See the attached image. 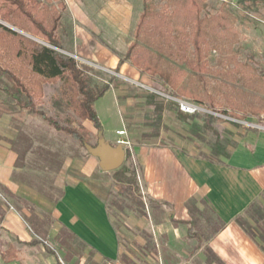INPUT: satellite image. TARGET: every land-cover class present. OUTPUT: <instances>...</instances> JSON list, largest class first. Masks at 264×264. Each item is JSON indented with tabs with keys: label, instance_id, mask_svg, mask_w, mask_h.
<instances>
[{
	"label": "crops",
	"instance_id": "1",
	"mask_svg": "<svg viewBox=\"0 0 264 264\" xmlns=\"http://www.w3.org/2000/svg\"><path fill=\"white\" fill-rule=\"evenodd\" d=\"M63 2L65 12L73 20V41L68 54L99 67L105 65L108 70H117L123 78L136 80L138 71L127 62L119 65V52L110 48L113 39L110 35L121 31L114 22L101 20L103 27L95 28L89 19L92 11L85 8L83 0ZM101 13L103 10L99 11L100 17ZM111 92L113 96L109 98ZM122 108L112 89L94 104L101 127V117L108 119L113 112L121 127L115 134L110 131L105 138L102 130L104 140L114 146L127 143L125 150L131 151L140 167L142 194L154 203L146 216L131 214L126 221L153 239L161 264H264V252L258 243L236 224V219L264 193V130L244 134L228 158H201L173 144L149 143L147 140L152 137L144 130L131 133L128 116ZM10 121V116L0 115V190L8 200L0 204V264L58 263L57 255L49 253L44 239L34 234L22 217L24 212L18 211V204L8 193L52 217L54 228L45 232L46 237L58 236L65 228L84 245L85 251L93 253L96 261L116 262L120 247L106 210L114 187L113 180L105 176L108 173H100L98 160L90 155L65 161L54 182L62 197L51 203L17 177L26 156L22 157L16 149L18 133ZM121 132L123 135H119ZM154 137L163 136L159 133ZM189 201L196 202L191 212L187 208ZM202 208L218 226L199 245L196 239L188 237L186 223L195 226L197 217L207 226L214 225ZM171 216L179 224L175 225ZM206 248L219 263L207 262Z\"/></svg>",
	"mask_w": 264,
	"mask_h": 264
},
{
	"label": "trees",
	"instance_id": "2",
	"mask_svg": "<svg viewBox=\"0 0 264 264\" xmlns=\"http://www.w3.org/2000/svg\"><path fill=\"white\" fill-rule=\"evenodd\" d=\"M43 1L45 3L40 0H0V89L17 108L38 117L55 132L68 135L84 148L87 134L83 127L62 126L55 118L38 109L35 101L42 100L44 85L62 81L61 96L66 105L72 108L80 121L91 123L98 133L102 131V127L94 104L114 88V80L101 85L91 84L90 75L78 66L74 58L55 51H63L56 32L61 26L65 5L63 0ZM206 2L207 0H165L164 8L158 11L152 0H142V11L125 58L140 74L157 78L176 99H189L199 106L206 104L210 109H215L214 101L220 97L225 108L220 114L224 116L238 121H244L248 117H264V72H258L250 64L238 63L234 55L227 59L228 67L216 72L209 69V53L220 48L231 51L237 35L233 29L236 19L225 8L213 16L203 15ZM262 2L264 0H237L239 5L248 4L245 7L247 10ZM35 39L47 46L39 44ZM123 63L124 59H119V65ZM211 73L219 81L209 91L207 76ZM3 114L9 116L0 112V115ZM178 116L183 119L190 117L179 112ZM25 155L22 154V157ZM228 156L229 154L219 157ZM128 157L126 152V163L110 174L116 187L123 188L140 199L137 174L127 164ZM27 185L32 187L31 184ZM35 190L51 203L58 202L62 197L61 191L57 198L49 194L55 191L53 186L48 187V192ZM7 195L21 209L29 211L30 218L25 215L22 217L34 234L39 235L40 231L45 234L43 221L49 216L38 212L26 201L9 193ZM147 201L149 204L154 203L152 200ZM195 205V201H189L188 210H194ZM255 207L256 202L244 214L254 211ZM106 209H110L109 205ZM170 219L175 225L179 224L172 216ZM250 219L257 223L254 214ZM186 224L188 237L196 239L200 245L206 237L194 232L192 222ZM236 224L264 252V232L251 228L241 217L236 219ZM144 235L148 239V246L155 250L153 239ZM56 241L67 258H70L73 251L72 242L84 247L65 228L60 231ZM204 252L208 263H219L208 248Z\"/></svg>",
	"mask_w": 264,
	"mask_h": 264
},
{
	"label": "rangeland",
	"instance_id": "3",
	"mask_svg": "<svg viewBox=\"0 0 264 264\" xmlns=\"http://www.w3.org/2000/svg\"><path fill=\"white\" fill-rule=\"evenodd\" d=\"M40 1L45 3L43 0ZM83 1L85 2V8L92 11L89 19L95 28L103 27L101 20L107 19L113 21L115 27L121 30L118 34L110 35V38H113L110 41V48H114L119 52V59H124V62L130 64L125 58V50L133 40L134 29L142 11V0ZM152 1L158 11L164 8L165 0ZM247 5H239L237 0H207L203 15L213 16L219 13L222 8H225L236 19L233 29L237 35V41L231 51L220 48L209 53L208 65L211 72L228 67L227 59L233 55L238 63L250 64L258 72H264V2L257 4L255 8L250 10L245 9ZM100 10H103V13H101L103 14L102 17L99 16ZM104 15L105 17H103ZM72 28L73 20L65 12L61 20V26L56 32L63 51L59 49H55V51L74 58V56L68 54L73 41ZM35 41L47 46L39 39H35ZM76 61L78 66L86 70L90 75L91 84L101 85L109 80H114V88L111 89L115 92L119 104L123 107L122 110L128 116L126 121H128L130 132L144 130L152 137L148 138L147 141L149 143L159 145L173 144L178 149L191 153L196 157L218 160L224 159L219 156L229 154L230 150L244 134L264 130L263 116L258 118L248 117L244 121H238L220 114L225 109L220 97L214 101L215 109H210L206 104L202 106L208 113L190 116L188 119L180 118L177 107L172 101L173 95L162 86L157 78H150L138 72V78L132 81L123 78L115 70H108L109 68L105 65L99 67L87 62ZM207 80L209 91L219 81L218 77L212 73L207 76ZM44 86H46L45 93ZM44 86V96L42 100L35 101L36 107L50 117L55 118L62 126L83 127L87 134V144L95 146L97 132L88 122L80 121L72 108L66 105L61 96L63 82L57 81L55 84ZM112 96L113 93L111 92L109 98ZM0 112L9 114L11 118L10 124L18 133L16 149L20 154H26L25 160L21 163L22 170L19 171L17 177L43 192H48V187L53 186L55 191L49 194L53 198H57L61 190L54 186V182L63 163L81 155L84 157L89 156L88 153L68 135L55 132L38 117L29 115L27 111L17 108L14 103L7 99L1 89ZM115 116V112L109 114L108 119L100 116L102 130L105 132L104 138L108 136L110 131L115 134V131L121 128ZM159 133L160 135L162 134V138L154 137ZM116 138L121 137L117 136ZM109 144L114 146L111 143ZM126 152L129 155L127 164L135 169L137 174L141 198L138 199L127 190L116 187L115 184L110 192L106 204V206L109 205L110 209L106 210L118 236L120 247L118 259L116 262L111 263L104 260L96 261L92 252L85 251L84 247L76 242H72L73 251L70 258H67L56 241L58 236L48 238L46 234H42V231H40L38 236L44 239L46 249L57 255L56 259L59 264H161V256L157 248L155 247L154 250L151 246H148V239L144 233L137 228L131 227L126 221V217L131 214L146 216L151 209L150 204L142 194L140 167L133 159L131 151L128 149L125 150V154ZM125 163L126 161H124ZM99 171L103 174L100 168ZM105 176L112 179L110 173ZM4 200L8 201L6 195L0 190V204L4 203ZM17 208L22 210L27 218H30L31 215L27 209H21L20 205ZM201 211L206 215L210 223H214L204 208ZM252 214L255 215L257 223H254V219H250ZM46 215L49 217L44 219V221L42 217L40 218L44 223L42 227L44 233L48 230L52 231L54 228L52 217L49 214ZM241 218L251 228L264 232V193L256 201L255 210L243 214ZM194 220L196 221L195 231L205 237L211 235L212 230L218 226L215 223L207 226V223L205 224L197 217Z\"/></svg>",
	"mask_w": 264,
	"mask_h": 264
},
{
	"label": "water",
	"instance_id": "4",
	"mask_svg": "<svg viewBox=\"0 0 264 264\" xmlns=\"http://www.w3.org/2000/svg\"><path fill=\"white\" fill-rule=\"evenodd\" d=\"M84 149L88 155L98 160V166L104 173L114 172L124 164V145L119 143L116 146H111L102 137V131L97 133L96 145L84 144Z\"/></svg>",
	"mask_w": 264,
	"mask_h": 264
},
{
	"label": "built area",
	"instance_id": "5",
	"mask_svg": "<svg viewBox=\"0 0 264 264\" xmlns=\"http://www.w3.org/2000/svg\"><path fill=\"white\" fill-rule=\"evenodd\" d=\"M171 99V98H170ZM172 101L177 107V110L179 113L187 116H195L202 113H208L206 110L203 109L202 106H199L198 104L186 100V99H176L173 98ZM123 133H119V135H122ZM127 145V143H125Z\"/></svg>",
	"mask_w": 264,
	"mask_h": 264
},
{
	"label": "flooded vegetation",
	"instance_id": "6",
	"mask_svg": "<svg viewBox=\"0 0 264 264\" xmlns=\"http://www.w3.org/2000/svg\"><path fill=\"white\" fill-rule=\"evenodd\" d=\"M97 143V142H96Z\"/></svg>",
	"mask_w": 264,
	"mask_h": 264
}]
</instances>
